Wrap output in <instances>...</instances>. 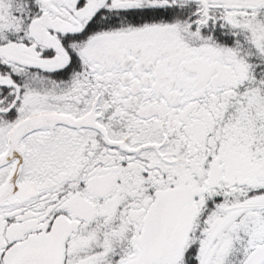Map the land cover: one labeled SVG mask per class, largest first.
Masks as SVG:
<instances>
[{
    "label": "snow or ice",
    "instance_id": "snow-or-ice-1",
    "mask_svg": "<svg viewBox=\"0 0 264 264\" xmlns=\"http://www.w3.org/2000/svg\"><path fill=\"white\" fill-rule=\"evenodd\" d=\"M0 264H264V0H0Z\"/></svg>",
    "mask_w": 264,
    "mask_h": 264
}]
</instances>
